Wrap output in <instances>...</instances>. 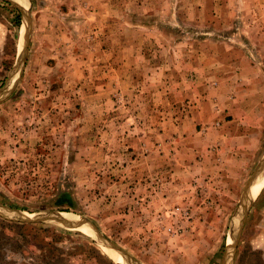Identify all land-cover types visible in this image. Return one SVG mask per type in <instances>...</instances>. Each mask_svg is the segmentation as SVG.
Listing matches in <instances>:
<instances>
[{
  "label": "rangeland",
  "instance_id": "rangeland-1",
  "mask_svg": "<svg viewBox=\"0 0 264 264\" xmlns=\"http://www.w3.org/2000/svg\"><path fill=\"white\" fill-rule=\"evenodd\" d=\"M29 2L26 47L0 0V210L134 262L0 216V264H228L249 180L232 264H264V134L233 138L264 128V0Z\"/></svg>",
  "mask_w": 264,
  "mask_h": 264
},
{
  "label": "bare ground",
  "instance_id": "bare-ground-1",
  "mask_svg": "<svg viewBox=\"0 0 264 264\" xmlns=\"http://www.w3.org/2000/svg\"><path fill=\"white\" fill-rule=\"evenodd\" d=\"M11 1H14L13 3L16 6L19 5L22 8V10L25 12V15H26V13L29 10L28 5L30 7L29 0H11ZM259 169H260V173H262L261 174L262 177H264V161L262 162V164H261V166H260ZM263 181H264V179H263ZM259 183L260 182H258V184ZM247 202L248 201L246 199L242 201V203L240 204V206H239V208H238V210H237V212H236V214L234 216L235 226L233 225V231H232V227H231V230H230V232H232V234H233V244H232L231 248H233L234 245H235V241H236V237H237V232H238V227H240V223L242 221V217L244 218L246 216V212H247V209H248V205L246 206V204H248ZM3 212H8V211L6 210V211H3ZM49 214H53V215H48V216L32 215V216L18 217V216H13L11 214L9 215V214L2 213L1 210H0V216L5 217V218H8V219L30 221V220H35V219H39L40 218V219L45 220L47 223L53 224V225L57 222V220H60V222L65 227L66 226H70V229H79V230H82L83 232H87V233H91L92 234V231L93 230L89 227V225L86 224L87 221L85 219H83V218H79V217H76L74 215L67 214L65 212L49 213ZM236 220H237V223H236ZM70 222H73L74 224H71ZM80 223H83V224L87 225L92 231L90 229H88L87 226L82 225ZM93 232H94V234L99 239L98 234L95 231H93ZM106 249L108 251H110V252L115 251V252H117L118 255L122 256L121 255L122 253L118 252L115 249H110V248H106ZM110 256H111V258L116 259V255H113L112 253H110ZM229 263L232 264V253L230 254V258H229L228 264Z\"/></svg>",
  "mask_w": 264,
  "mask_h": 264
},
{
  "label": "water",
  "instance_id": "water-1",
  "mask_svg": "<svg viewBox=\"0 0 264 264\" xmlns=\"http://www.w3.org/2000/svg\"><path fill=\"white\" fill-rule=\"evenodd\" d=\"M7 1H9V2H11V3H13L11 0H7ZM14 4V3H13ZM16 6V5H15ZM19 9V8H18ZM20 10V9H19ZM20 12H21V10H20ZM21 14H22V16H23V19L24 20H26L25 19V17H24V15H23V13L21 12ZM31 23H32V19H31V12H30V10H29V15L27 16V22H26V24H27V33H26V35H25V38H24V42L26 43L25 45H26V47H27V45H28V41H29V36H30V33H31ZM26 47H24V53H23V55L22 56H19V59L17 60V63H16V65L17 64H19V66H20V72L19 73H21V71L23 70V68H24V66H25V61H26V58H25V52H26ZM16 65H15V67H16ZM15 67H14V69H15ZM13 74H14V70H13ZM10 91V90H9ZM9 91H8V88L5 86V87H3L2 88V90L0 91V100L3 98V97H5L8 93H9ZM261 164L262 163H259V165L257 166V168H256V170H255V172H254V174H253V177H254V175L256 176V174H257V172H258V170H259V168H260V166H261ZM252 178V177H251ZM250 178V179H251ZM250 182V180L248 181V183ZM248 183H247V186H246V188H245V192H244V194H243V197H242V199H241V201H240V203L244 200V198H245V195H246V189H247V187H248ZM240 205V204H239ZM0 206H2V208L3 209H6V210H13V209H10V208H7V207H5V206H3L2 204H0ZM251 206H252V204H251ZM250 206V207H251ZM249 210H250V208H249ZM249 210H248V212H249ZM13 211H18V210H13ZM18 212H20V211H18ZM56 213V212H55ZM42 214V213H41ZM45 214H49V213H45ZM247 216H248V214H247ZM247 216H246V218H245V222H246V219H247ZM2 217V216H1ZM3 219H5V220H9V221H13V222H18V223H27V224H44V223H47L45 220H43V219H35V220H30V221H26V220H12V219H8V218H5V217H2ZM88 222V221H87ZM245 222H244V224H243V226H242V230H241V232H240V235H239V238H237L236 239V244L234 245V247L233 248H231V249H228L227 248V250L230 252V253H232V262H233V257H234V255H235V250H236V248H237V246H238V243H239V240H240V237H241V234H242V231H243V227H244V225H245ZM90 223V222H89ZM90 225L93 227V229L95 230V232L98 234V236H99V240L102 242V243H104L102 240H104L105 242H107L109 245H106V244H104V245H106V247L107 248H110V249H115V250H117L118 252H120V253H122V254H124L127 258H129L132 262H134L132 259H131V257L128 255V254H126L124 251H122L121 249H119L118 247H116L115 245H113L112 243H110V242H108L103 236H102V234L100 233V231H99V229L96 227V226H94L93 224H91L90 223ZM224 255H225V253H224ZM224 257V256H223ZM224 260V259H223Z\"/></svg>",
  "mask_w": 264,
  "mask_h": 264
},
{
  "label": "crops",
  "instance_id": "crops-1",
  "mask_svg": "<svg viewBox=\"0 0 264 264\" xmlns=\"http://www.w3.org/2000/svg\"><path fill=\"white\" fill-rule=\"evenodd\" d=\"M229 107H230V108H229ZM229 107L227 108V109H230L228 114H234V112H235V107H236V102L233 101L232 104H231V106H229ZM255 111H256V110L253 111V108H252L251 111L248 112V111L246 110V111L244 112L245 117H246L245 119H246L247 122H249V117L255 114ZM263 117H264V116H263ZM236 121H237L236 118H234V121H233L232 123H236ZM246 121H245V122L242 121L241 123H242L243 125H247V124H246ZM263 134H264V128H263V130H253L250 134H249V133H247V134H244V133H238V134H237L235 137H233V138H234V140H236V141H238L237 139L243 141V140L248 139L249 137H252V143H251V144H249L248 141L244 142L243 144H244V146L249 147V149H251L252 153H256V152L259 150L260 140H261ZM244 149H245V148H244ZM244 149H243V150H244ZM245 152H248V150H246Z\"/></svg>",
  "mask_w": 264,
  "mask_h": 264
},
{
  "label": "trees",
  "instance_id": "trees-1",
  "mask_svg": "<svg viewBox=\"0 0 264 264\" xmlns=\"http://www.w3.org/2000/svg\"><path fill=\"white\" fill-rule=\"evenodd\" d=\"M18 19H20V18H18ZM18 26H21V21L19 20L18 21ZM68 200H66V201H68L67 203H71V200H70V198H67ZM66 212H68V210H66ZM8 224H6V225H8V227L11 229V228H17V227H20V228H26L27 227V225L26 224H16V223H9V222H7ZM34 228L33 229H39L40 230V232H43V233H46L47 232V235H50L49 233H48V230L46 231V230H41V228H38V227H35V226H33ZM54 235V234H53ZM11 237V239L13 238L12 236H10ZM48 237V239H49V237L51 238V235L50 236H47ZM52 239V241L51 242H49L48 244L50 245L51 243H55L56 242V240H55V238H51ZM13 240V239H12ZM14 241V240H13ZM18 243L19 242H16V244H17V246H19L18 245ZM29 243V242H28ZM41 244L40 242H38V241H36V246H37V244ZM35 245V244H34ZM16 246V247H17ZM16 247H13V249L12 250H14V251H18V248L20 247H18L17 249H16ZM41 249H43V248H41ZM261 253H259V255H260Z\"/></svg>",
  "mask_w": 264,
  "mask_h": 264
}]
</instances>
